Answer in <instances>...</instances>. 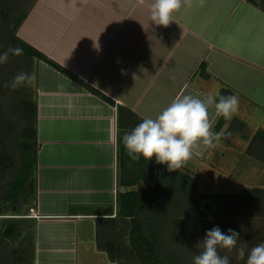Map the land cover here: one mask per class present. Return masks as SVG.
<instances>
[{"label": "crops", "instance_id": "crops-1", "mask_svg": "<svg viewBox=\"0 0 264 264\" xmlns=\"http://www.w3.org/2000/svg\"><path fill=\"white\" fill-rule=\"evenodd\" d=\"M151 3L27 0L23 7L15 37L74 78L34 62L31 264H115L98 247L97 229L103 237L114 230L123 194L146 195L159 172L170 173L154 157L131 160L121 137L185 94L239 98L230 120L209 107L221 135L181 167L190 181L213 179L230 194L264 189V3L182 0L167 27L150 21Z\"/></svg>", "mask_w": 264, "mask_h": 264}, {"label": "trees", "instance_id": "trees-1", "mask_svg": "<svg viewBox=\"0 0 264 264\" xmlns=\"http://www.w3.org/2000/svg\"><path fill=\"white\" fill-rule=\"evenodd\" d=\"M3 1L7 0H0V5ZM15 10L8 13L6 19L0 18V51L9 46L23 50L21 56L10 55L8 61L0 65V264H31L33 223L26 216L35 198L34 62L44 60L64 75L74 78L15 37V30L26 8L20 9V13L19 9L18 13ZM15 13L18 16L15 17ZM18 72L31 74L32 80L15 89L4 86ZM261 137L262 132L254 139ZM160 185L163 186V183L157 179L155 187L147 190L146 195L144 192L123 194L122 207L110 225L114 230L107 231L103 237L97 229L98 247L115 264H192L184 262L175 247L165 248L162 244L163 221L166 219L161 218L162 225L158 224L157 210L161 207L159 201L162 194ZM188 190V214L193 221L199 225H210V228L218 226L221 231L231 228L240 233L242 241H250L251 248L264 243V227L245 233L238 223L254 217L262 209L259 215L264 218V189H243L228 195L199 194L192 183ZM154 206L155 212L151 210L150 214H146L148 207ZM238 209L242 211L241 215L232 212ZM175 234L173 231L172 235ZM171 237L176 242V236ZM219 254L228 253L220 250ZM237 264L245 262L238 259Z\"/></svg>", "mask_w": 264, "mask_h": 264}, {"label": "clouds", "instance_id": "clouds-1", "mask_svg": "<svg viewBox=\"0 0 264 264\" xmlns=\"http://www.w3.org/2000/svg\"><path fill=\"white\" fill-rule=\"evenodd\" d=\"M181 7L182 0H152L150 21L154 25L167 27ZM22 54L20 47L9 46L0 51V65L5 64L10 55L18 57ZM31 80V74L18 72L4 86L15 89ZM212 106L217 116L230 120L238 111L239 98L217 93L215 98L208 96L201 99L185 94L174 99L155 118H143L123 134L121 142L128 157L133 161L143 159L146 163L154 157V163L165 165L166 170L172 172L180 169L194 153L200 155L207 149H214L221 133L212 131L209 116V107ZM246 244L237 231L231 228L221 231L218 226H213L197 242L195 247L202 250L193 255L192 264H230L229 257L220 255V250H235L237 259L244 260L245 264H264V243L248 250L245 259Z\"/></svg>", "mask_w": 264, "mask_h": 264}, {"label": "rangeland", "instance_id": "rangeland-1", "mask_svg": "<svg viewBox=\"0 0 264 264\" xmlns=\"http://www.w3.org/2000/svg\"><path fill=\"white\" fill-rule=\"evenodd\" d=\"M256 1L264 3V1L262 0ZM26 2L27 0L3 1V3L0 5V18L6 19V17H8V13L10 14L15 8L17 10L19 9L20 13V9H22L26 5ZM17 10H15V12H17ZM17 13H15V17L18 16ZM159 173L160 175L158 176V179L163 183V186L160 185L162 194L159 201L161 207L157 210V217L160 218L158 224L162 225L163 220L161 218H164V220L166 219V221H163V226L165 228L163 229L164 234L162 233V244L165 245V248L175 247L177 254H179V257L182 258L184 262L190 263L192 262L193 255L198 254V252L202 250L201 248L195 246L198 241L203 239L205 231L211 229L210 225H206L204 223L199 225V223H196L189 217V203H187L189 200L188 187L193 182L190 181L191 178L188 174H186V171H183L182 168H180L176 171H172L170 173L168 172L169 174H167V178L166 175H164V171ZM211 181L212 182H209L208 179L205 180L203 177L198 179L197 182L194 183L196 192L199 194H230L228 193L230 192V189L227 185H224L220 182L214 183L213 179H211ZM240 188L247 187L246 185H243V187ZM30 206L28 208V215L26 217L32 216L30 212ZM228 210L231 211V207H229ZM262 210L257 211L252 218L243 219V222L238 221V223L240 224L239 226L243 232L247 233L252 229L261 230L264 227V218L263 216L259 215L262 213ZM232 212H234L236 215L242 214V211H240L239 209ZM239 219H241V217H239ZM173 231H175V235H172ZM171 236H176V242L171 240ZM246 242L247 252L251 249V245L250 241ZM227 253L228 254L225 255L229 257L230 264H237L238 259L236 251L233 250L232 252Z\"/></svg>", "mask_w": 264, "mask_h": 264}, {"label": "built area", "instance_id": "built-area-1", "mask_svg": "<svg viewBox=\"0 0 264 264\" xmlns=\"http://www.w3.org/2000/svg\"><path fill=\"white\" fill-rule=\"evenodd\" d=\"M30 212L32 213V209H30Z\"/></svg>", "mask_w": 264, "mask_h": 264}]
</instances>
